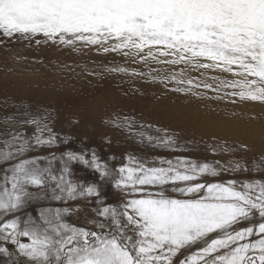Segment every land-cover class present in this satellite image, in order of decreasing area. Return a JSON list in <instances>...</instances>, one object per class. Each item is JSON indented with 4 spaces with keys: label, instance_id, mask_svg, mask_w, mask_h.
Instances as JSON below:
<instances>
[{
    "label": "snow or ice",
    "instance_id": "1",
    "mask_svg": "<svg viewBox=\"0 0 264 264\" xmlns=\"http://www.w3.org/2000/svg\"><path fill=\"white\" fill-rule=\"evenodd\" d=\"M0 37V45L94 48L155 63L166 74L148 75L168 91L264 104V0H0ZM21 115L28 118H5L9 127L0 132L7 165L0 170V264H264V153L226 164L128 155L119 166L94 150L29 157L58 137L46 116ZM107 123L142 145L177 144L176 133L137 128L133 118ZM217 148L247 151L243 143ZM77 163L94 182L72 179ZM105 185L120 193L117 201L105 198ZM79 200L93 205L83 220L73 219L80 208L70 206Z\"/></svg>",
    "mask_w": 264,
    "mask_h": 264
},
{
    "label": "rangeland",
    "instance_id": "2",
    "mask_svg": "<svg viewBox=\"0 0 264 264\" xmlns=\"http://www.w3.org/2000/svg\"><path fill=\"white\" fill-rule=\"evenodd\" d=\"M117 66L129 72L109 71ZM133 71L146 75L133 76ZM149 73L166 74L164 66L136 63L115 53L98 54L94 48L77 52L51 45L29 46L27 41L6 42L0 45V132L9 127L5 118L22 121L28 118L21 115L25 111L30 116H46L58 137L57 144L35 149L27 156L55 154L59 158L66 150H94L117 166L128 155L149 161L184 157L226 164L230 159L250 160L264 153V104L241 101L232 104L227 99L210 98L216 94L204 89L197 90L206 91L204 97L171 92L163 84L152 82ZM187 74L202 78L196 71ZM208 75L227 77L214 72ZM124 117L133 118L137 128L150 124L176 133L175 149L142 145L126 130L107 123ZM11 127L27 135L34 131L33 126ZM145 130L156 135L153 129ZM4 139L0 136V147ZM61 140L68 143H60ZM241 143L247 145V151L222 152L217 148L237 147ZM6 166L0 163V170ZM58 167V162H54V170ZM72 167V179L94 182L91 170L78 163ZM228 178L225 174L219 179ZM103 195L115 202L120 193L105 185ZM70 206H79L78 217L73 218L79 220L90 216L93 207L86 200L70 202Z\"/></svg>",
    "mask_w": 264,
    "mask_h": 264
}]
</instances>
